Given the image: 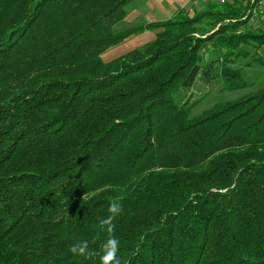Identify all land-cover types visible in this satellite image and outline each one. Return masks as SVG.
<instances>
[{"label":"trees","instance_id":"trees-1","mask_svg":"<svg viewBox=\"0 0 264 264\" xmlns=\"http://www.w3.org/2000/svg\"><path fill=\"white\" fill-rule=\"evenodd\" d=\"M131 1L0 0V264H102L113 237L120 264H264V88L174 101L249 88L233 65L264 26L233 0L114 33Z\"/></svg>","mask_w":264,"mask_h":264},{"label":"rangeland","instance_id":"rangeland-1","mask_svg":"<svg viewBox=\"0 0 264 264\" xmlns=\"http://www.w3.org/2000/svg\"><path fill=\"white\" fill-rule=\"evenodd\" d=\"M260 26H264V19L255 21L252 28L258 29ZM132 27L134 26L130 25L125 19L115 25L113 32L120 33ZM123 43L120 44L121 47L113 51H109L110 49L106 51L101 57L103 62L108 63L123 54L121 52L125 51L124 48H126L125 43ZM248 52L249 56L245 59L238 60L233 65V68L241 71V75L248 84L249 88L240 91L224 92V85L221 78H217L210 84H205L200 80V78H197L189 90L177 91L174 95L175 104L182 105L187 102L189 105H192L190 117H196L201 113L212 109L218 103L230 102L239 99L248 93H253L259 89H263L264 66H261L256 59H264V47L260 49L248 48Z\"/></svg>","mask_w":264,"mask_h":264},{"label":"crops","instance_id":"crops-1","mask_svg":"<svg viewBox=\"0 0 264 264\" xmlns=\"http://www.w3.org/2000/svg\"><path fill=\"white\" fill-rule=\"evenodd\" d=\"M232 1L233 0H133L127 5L125 9L126 16L123 20L126 19V21L134 27L124 31L137 28L141 25L165 22L175 17L176 14L181 11L192 16L195 13L205 11L211 4L217 3L223 5L224 3H231ZM239 1L241 2V6L247 11L249 0H238V2ZM248 25L252 27L253 24ZM154 39L155 32L150 31H144L140 34L130 36L124 42L126 47L124 48L125 51L121 52L123 54L118 56V58L153 42ZM119 47H121V45L113 47L109 51H113Z\"/></svg>","mask_w":264,"mask_h":264},{"label":"clouds","instance_id":"clouds-1","mask_svg":"<svg viewBox=\"0 0 264 264\" xmlns=\"http://www.w3.org/2000/svg\"><path fill=\"white\" fill-rule=\"evenodd\" d=\"M110 212H115L116 211V206L112 205L110 206L109 209ZM112 217H109L105 221H103L104 224L108 225V231L112 232L114 225L111 223ZM87 248V243L84 242L81 246H73L71 248V251L75 253H79L83 255L85 253V250ZM105 248V254L102 257V264H120L119 259L117 258V252L119 249V241L113 237L107 241V243L104 245Z\"/></svg>","mask_w":264,"mask_h":264},{"label":"built area","instance_id":"built-area-1","mask_svg":"<svg viewBox=\"0 0 264 264\" xmlns=\"http://www.w3.org/2000/svg\"><path fill=\"white\" fill-rule=\"evenodd\" d=\"M245 17H250V24L264 19V0H249V6Z\"/></svg>","mask_w":264,"mask_h":264},{"label":"bare ground","instance_id":"bare-ground-1","mask_svg":"<svg viewBox=\"0 0 264 264\" xmlns=\"http://www.w3.org/2000/svg\"><path fill=\"white\" fill-rule=\"evenodd\" d=\"M248 23L250 24V17H247Z\"/></svg>","mask_w":264,"mask_h":264}]
</instances>
